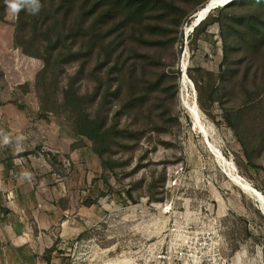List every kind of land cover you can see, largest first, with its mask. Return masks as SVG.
Wrapping results in <instances>:
<instances>
[{"label":"rangeland","instance_id":"374dc122","mask_svg":"<svg viewBox=\"0 0 264 264\" xmlns=\"http://www.w3.org/2000/svg\"><path fill=\"white\" fill-rule=\"evenodd\" d=\"M16 19L8 0L5 19L0 21V44L8 49L0 58V160L7 156L18 160L11 173L0 172V264H49L42 249L57 241L71 264H149L163 244L169 220L173 219L176 234L180 224L199 220L204 208L213 212L212 221L204 222L209 231L212 223L220 225L218 246L228 256V264H264V206L233 180L239 176L264 194V170L248 162L264 167V121L244 118L242 135L249 137L246 154L241 135L225 122L215 124L212 113L221 120L222 109L203 111L205 123L195 85L190 79L183 81L184 67L186 71L202 65L216 71L220 50L204 60L211 52L209 43L199 41L195 49L187 42L192 27L184 23L170 28L174 44L154 50L164 64L151 69L172 75L165 83L167 93L154 94L152 107L148 101L150 117L147 109L137 117H121L119 127L142 129L143 134L139 142L113 144L104 156L112 159L110 171L101 166L85 121L60 105L58 93L48 95L53 113L40 110L36 73L43 62L14 46ZM74 64L61 74L59 88ZM87 76L79 81L81 93L92 91ZM256 81L264 89L261 70L257 80L248 76L244 86L237 80L216 106H240ZM190 107L197 109L206 135L199 133ZM26 121L27 127L20 124ZM153 121L157 128H152ZM99 175L109 180L113 192L88 207L80 205V196ZM151 182L154 186L149 189ZM122 184L132 187L137 202L127 198Z\"/></svg>","mask_w":264,"mask_h":264},{"label":"trees","instance_id":"16d2710c","mask_svg":"<svg viewBox=\"0 0 264 264\" xmlns=\"http://www.w3.org/2000/svg\"><path fill=\"white\" fill-rule=\"evenodd\" d=\"M208 3L209 0H38V10L33 13L36 5L31 0H20L14 46L43 62L36 73L40 110L53 113L49 96L58 93L60 105L85 121L101 166L113 171L112 159L104 157L113 144L121 145V140L139 142L143 134L142 129L119 127L121 117H137L145 109L146 117H150L148 101L152 107L154 94L167 93L165 83L172 75L163 69L155 73L151 70L164 64L154 50L170 48L175 41L170 28H181L186 23L192 27L187 36L190 47L196 49L199 41L210 44L211 52L204 55V60L217 50L221 53L216 71L202 65L186 70L198 93L201 118L207 123L203 111L221 108V120L212 113L215 124L225 122L237 136L241 135L240 145L248 154L249 137L242 135V122L246 116L247 121H264V89L256 81L240 106L216 104L222 102L223 95L228 96L237 80L244 86L248 76L257 80L260 70L264 77V0H233L210 9L196 22L197 12ZM7 5L8 0H0V21L5 19ZM182 44L180 36L179 53ZM73 64L75 69L66 74V82L59 88L61 74ZM86 75L93 83L92 91L81 93L79 81ZM176 75L182 78L181 68ZM163 115L165 112L160 114ZM152 128H157L154 121ZM12 160L13 156L5 157L4 162ZM248 162L264 170L251 159ZM153 186L151 182L149 189ZM92 187L89 185L80 196V205L88 207L114 190L103 175L93 179ZM121 187L128 199L137 202L130 193L132 187ZM255 188L263 193L259 186ZM42 258H48L49 264H71L58 241L42 249Z\"/></svg>","mask_w":264,"mask_h":264},{"label":"built area","instance_id":"2783aa9c","mask_svg":"<svg viewBox=\"0 0 264 264\" xmlns=\"http://www.w3.org/2000/svg\"><path fill=\"white\" fill-rule=\"evenodd\" d=\"M169 212V208H166ZM213 212L204 208L199 220L180 224L179 231L173 232V219L164 232L163 244L155 250L149 264H228V256L219 248L220 225L212 223V228L204 222L212 221Z\"/></svg>","mask_w":264,"mask_h":264},{"label":"bare ground","instance_id":"6f19581e","mask_svg":"<svg viewBox=\"0 0 264 264\" xmlns=\"http://www.w3.org/2000/svg\"><path fill=\"white\" fill-rule=\"evenodd\" d=\"M231 0H209V3L207 4V8L208 10H205V8L203 10H200L197 12V17L200 18L202 17V15L204 16V14L206 12H208L210 9H212L213 7L216 6H223L225 5L227 2H230ZM184 73H183V81L184 83H186V81L189 80V78L187 77L186 71H185V67H184ZM190 109H192V117L194 120V123L197 125L198 129H200L199 133L206 135L205 129L203 127V125L201 124V121L199 119V114L197 113V109H195L194 107H190ZM207 142H209L207 140ZM211 147V146H210ZM233 180L235 182H237L238 184L242 185L244 187V190L247 192H251L258 200L259 202L264 206V194L261 193L258 189H256L254 186H252L249 183L243 182L239 176H234Z\"/></svg>","mask_w":264,"mask_h":264},{"label":"crops","instance_id":"0c3cea01","mask_svg":"<svg viewBox=\"0 0 264 264\" xmlns=\"http://www.w3.org/2000/svg\"><path fill=\"white\" fill-rule=\"evenodd\" d=\"M12 44V43H11ZM0 49H1V52H3V55H1L0 56V58H2L5 54H6V52L8 51V49H5L4 47L2 48V46H1V44H0ZM4 57H6V56H4ZM12 121V120H11ZM28 121H26L25 123H20V124H23V126H25V127H27L28 126ZM37 123V125H40V123L39 122H36ZM12 124L15 126V125H17L18 123H16V122H13L12 121ZM56 124V123H55ZM56 136V135H55ZM57 137V136H56ZM12 140V139H11ZM11 140L9 141V142H11ZM55 141H57V139L55 140ZM16 142H18V140L16 139ZM46 142V141H45ZM22 143H26V140H24V141H22ZM21 143V144H22ZM56 143V142H55ZM21 144L20 145H17L16 147H17V149H16V151L17 150H21L20 148H21ZM55 150V149H54ZM18 152V151H17ZM54 152H58L57 150H55ZM10 154H12V153H10ZM7 157H10V156H7ZM3 158V157H2ZM2 158H1V160H0V172H2L3 173V171H8L9 173H11V171H12V168L11 167H15L16 168V166H17V161L16 160H18V157H15V159H13L12 161H8L6 164H5V162H4V159L2 160ZM5 165H6V168H5ZM15 170V169H14ZM12 185H13V183H12ZM14 188V187H13Z\"/></svg>","mask_w":264,"mask_h":264},{"label":"clouds","instance_id":"9594fccd","mask_svg":"<svg viewBox=\"0 0 264 264\" xmlns=\"http://www.w3.org/2000/svg\"><path fill=\"white\" fill-rule=\"evenodd\" d=\"M233 1V0H232ZM31 3L33 4V5H36V7L35 8H33V13H35V11H37L38 10V7H39V5H38V0H31ZM9 7L14 11V12H18V11H20L21 10V8H20V5H19V0H9ZM202 19V18H201ZM200 19V20H201ZM199 20V21H200ZM199 21H197V22H199Z\"/></svg>","mask_w":264,"mask_h":264},{"label":"water","instance_id":"95a60500","mask_svg":"<svg viewBox=\"0 0 264 264\" xmlns=\"http://www.w3.org/2000/svg\"><path fill=\"white\" fill-rule=\"evenodd\" d=\"M231 1H232V0H231ZM205 7L207 8V5H206ZM216 7H217V6H216ZM206 8H205V10H208V9H206ZM213 8H215V7H213ZM203 9H204V8H203ZM203 9H202V10H203ZM201 18H203V15H202V17H200V18L197 17V19H198L197 21H199ZM199 119H200V118H199ZM198 131H200V129H198Z\"/></svg>","mask_w":264,"mask_h":264}]
</instances>
